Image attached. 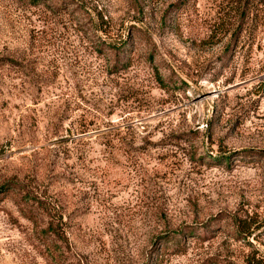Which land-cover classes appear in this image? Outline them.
Returning <instances> with one entry per match:
<instances>
[{
  "label": "rangeland",
  "instance_id": "obj_1",
  "mask_svg": "<svg viewBox=\"0 0 264 264\" xmlns=\"http://www.w3.org/2000/svg\"><path fill=\"white\" fill-rule=\"evenodd\" d=\"M234 14L0 0V264H264V31Z\"/></svg>",
  "mask_w": 264,
  "mask_h": 264
},
{
  "label": "trees",
  "instance_id": "obj_2",
  "mask_svg": "<svg viewBox=\"0 0 264 264\" xmlns=\"http://www.w3.org/2000/svg\"><path fill=\"white\" fill-rule=\"evenodd\" d=\"M234 4V17L238 22V28L240 30L239 36L246 31V29L252 28L256 30L260 28V30L264 31V0H231ZM233 9V8H232ZM244 33L242 34V36ZM43 209V207H42ZM45 212L44 218H47V221L43 224L38 223V219L35 215L29 214V217H26L31 224L34 225V230L36 234L39 236L41 240V244L45 246L49 255H51L56 262L63 260L64 249L61 246H57L58 242L66 243L65 234L62 231L60 220L54 218V215L50 214V210L46 208L43 209ZM31 212V211H29ZM59 218V217H58ZM182 237L179 234L173 233L166 237L164 244V248H166L169 244L172 245V250L174 252H180L183 246L181 243Z\"/></svg>",
  "mask_w": 264,
  "mask_h": 264
}]
</instances>
